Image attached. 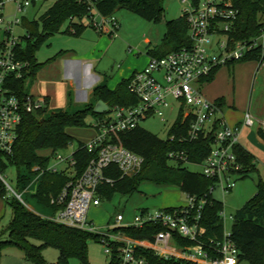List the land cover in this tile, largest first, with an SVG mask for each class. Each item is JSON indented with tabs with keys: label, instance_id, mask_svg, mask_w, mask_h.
Returning a JSON list of instances; mask_svg holds the SVG:
<instances>
[{
	"label": "built area",
	"instance_id": "2783aa9c",
	"mask_svg": "<svg viewBox=\"0 0 264 264\" xmlns=\"http://www.w3.org/2000/svg\"><path fill=\"white\" fill-rule=\"evenodd\" d=\"M48 0H0V151L12 155L17 138V128L23 113H36L48 106L47 98L25 91L20 97L8 85L10 77H30V63L17 56L18 46L28 33H16L22 27L25 12L31 6ZM88 14V24L98 33L116 36L119 22L114 13L102 14L96 7L100 0H77ZM182 15L188 26L190 44L162 56H150L147 63L135 70L128 78V91L138 98L135 104L108 107L105 117L93 124L95 135L84 148L91 154L83 171L75 176L74 151L64 155L61 151L51 152L44 166L34 165L32 170L39 176L45 171H61L72 168L74 173L54 196L50 203L58 207L49 219L78 229L98 234L104 243V252L110 257L116 245L118 264H149L143 251L149 250L161 258H174L190 264H239V251L231 238L230 231L223 230L221 241H204L205 226L201 223L206 199L187 195L184 205L171 209L151 211L143 208L131 222H124L122 213L116 214L115 222L107 223L108 230L102 232L88 218L91 206L101 202V190L113 186L118 179L131 176L141 170L144 158L127 149L120 142V134L135 128L139 122L152 115H163L166 108L172 109L170 98L183 107V118L190 116L187 140H194L200 133L212 132V141L206 157L200 163L202 174L215 180L222 190H230L242 170L235 146L242 126H252L256 121L264 127L249 110H246L240 125L229 124L221 108L214 100L205 97L199 83L205 82L222 65L240 59L245 52L257 46L260 38L252 43L235 40L232 27L237 17L233 0H181ZM8 3L12 11L6 12ZM71 17L69 22H82ZM77 20V21H74ZM70 23L69 30L74 32ZM263 45V44H262ZM174 136L171 135L170 138ZM169 158L186 159L184 151H171ZM65 163L64 167L60 164ZM120 172L119 178L112 173ZM6 196H15L23 201L21 194L6 183L0 170ZM215 186V187H216ZM224 218V211H220ZM146 225L161 227L150 237H132L119 230L121 227L142 228Z\"/></svg>",
	"mask_w": 264,
	"mask_h": 264
},
{
	"label": "trees",
	"instance_id": "16d2710c",
	"mask_svg": "<svg viewBox=\"0 0 264 264\" xmlns=\"http://www.w3.org/2000/svg\"><path fill=\"white\" fill-rule=\"evenodd\" d=\"M163 0H100L96 7L104 15L114 13L119 8L133 11L149 21H155L160 17ZM237 9V17L232 27L231 35L235 40L252 43L260 38L264 29V0H233ZM88 14L86 7L77 0H55L40 16L43 31H38V21L23 17L28 37H25L17 49V56L28 60L30 63V76L43 65L36 58L38 44L48 35L60 30L62 24L71 17L80 20ZM71 22H69L70 25ZM74 32L66 31L74 35H80L86 27L83 22L71 23ZM36 37V41L32 39ZM188 26L183 15L166 21V30L160 45L148 47L147 53L151 56H162L171 51L188 46ZM264 46L259 44L244 53V55L227 65L246 60H256L260 64L264 62ZM219 69V68H218ZM216 69L210 76L205 78L210 82ZM128 79L121 80L114 89H109L104 84H98L93 88L92 98L81 108L69 111L68 109H56L47 111L42 109L36 113H23L17 128V138L13 145L12 155H5L0 151V170L3 171L9 165L17 169L25 168L31 172L34 165L44 167L50 160V153L65 149L72 141V136L67 132L69 126L86 125L85 117L88 113L93 114L97 121L102 120L107 111L94 112L93 100H103L108 107L115 105H131L138 98L127 89ZM8 85L15 93L22 97L25 94V82L23 79L10 77ZM220 108L225 104L224 97L215 100ZM69 107L72 106V96L68 95ZM190 122V116L183 118V107L179 108L176 120L169 129L166 138L146 130L139 124L130 130L120 134V142L129 150L143 156L144 163L140 171L118 179L113 186L103 187L101 197L111 199L115 192L131 195L144 181L156 184L178 185L187 195L197 199H206L202 210L201 223L206 232L204 241L215 243L221 241L223 235V219L220 211L223 210V202L213 197L212 192L216 186L215 180L205 177L200 171L187 169L185 163L200 164L210 149L212 132L200 133L194 140H187L186 134ZM264 141V129L257 131ZM173 135V138L170 136ZM238 160L242 164L240 177H245L249 172L257 170L255 156L242 145L235 146ZM171 151H184L186 159L173 160L169 158ZM91 154L84 148V143L79 141L74 151L76 164L75 176L79 175ZM32 173V172H31ZM112 173L119 178L120 172L113 169ZM69 175L61 171L45 170L38 180V184L32 197L38 204L49 207L56 212L58 207L50 203V197L58 193L69 179ZM26 174L18 175V182L22 185L28 181ZM0 196L5 198L6 205L11 210V218L6 227L0 231V255L10 246L21 250L23 258L32 264H47L42 256L45 247L52 246L58 249V261L67 264L72 258L81 264H88V239H100L98 234L87 230L69 227L57 223L49 218L35 213L26 208L15 196H6V190L0 181ZM173 207H167L171 209ZM233 222L230 235L239 251V262L247 264H264V177L259 176L256 183V191L240 208L232 215ZM158 225H146L142 228L121 227L123 231L132 237H150L160 230ZM6 235V236H4ZM34 241H39L38 244ZM114 254L106 264H118L116 245H113ZM149 264H190L174 258H161L152 251H143Z\"/></svg>",
	"mask_w": 264,
	"mask_h": 264
},
{
	"label": "rangeland",
	"instance_id": "374dc122",
	"mask_svg": "<svg viewBox=\"0 0 264 264\" xmlns=\"http://www.w3.org/2000/svg\"><path fill=\"white\" fill-rule=\"evenodd\" d=\"M55 0H48L44 4L31 6L25 12L28 19H36L38 31L42 33L43 24L40 16L51 6ZM183 4L181 0H163L160 17L155 21H149L139 14L130 11L124 7L114 12L119 22L116 41L110 46L109 52L102 60V66L105 67L107 74H111L123 66V62L129 60L136 64L140 63L143 55L147 53L148 47L160 45L166 30V21L175 19L182 15ZM6 12L12 11V4L8 3ZM77 21V20H74ZM264 21V18H263ZM82 22L86 25L82 36L74 35L66 31L69 26V20H66L59 31L48 35L38 45L36 50L37 61L44 64L40 75L36 78L39 90L42 94L49 96L47 111L56 109L76 110L84 104L79 102L68 107L67 90L68 82L62 77L64 67V54L69 49L86 51L89 46L88 40L95 33V29L88 24V19L83 18ZM97 32V31H96ZM16 33L23 34L25 29L18 26ZM106 35V34H104ZM108 36V34L106 35ZM36 41V37L32 39ZM264 44V29L260 37V43ZM261 43V44H262ZM264 49V48H263ZM118 65H120L118 67ZM256 60H246L233 63L231 65H222L214 74L213 79L207 83H199L202 94L209 100H216L217 97H225L226 105L224 114L230 123L242 119L243 112L247 109L258 119L264 120V63ZM206 83V85H203ZM93 99V98H92ZM169 101L172 109L163 110V115H152L139 122V125L146 130L166 138L170 127L177 118L180 103L173 98ZM96 117L88 113L85 117L86 125L69 126L67 132L72 136V141L61 151L67 155L74 151L78 142H88L96 132L93 124ZM261 125L256 121L252 126H244L241 130L240 141L250 148L256 159L257 170L249 172L245 177H239L235 180L234 186L227 191L216 186L212 192L215 199L223 202V230L229 232L233 222L232 215L236 209L240 208L256 191V183L259 176L264 177V143L258 138V129ZM246 139H250L246 141ZM61 167L65 163L60 164ZM187 169L191 171H201L202 167L198 163H185ZM33 167V166H32ZM32 172V173H31ZM27 171L25 168L17 169L14 165H9L1 171L6 183L11 188L21 194L23 205L42 215L45 218L51 217L54 212L41 204H38L32 197L35 192L38 180L40 178L38 171ZM65 173L73 174L72 168H67ZM26 174L28 181L22 185L18 182V175ZM187 202V194L174 184H156L150 181L142 182L137 190L131 195L115 192L111 199L101 198L97 206H91L88 210V218L97 227L98 230L106 232L107 223L115 222L116 214L122 213L124 222H131L135 214L143 208L154 211L167 207H177ZM11 210L7 206L6 214L0 223V231L3 230L10 220ZM6 236V235H4ZM38 244L39 241H34ZM105 245L101 240L88 239V264H106L110 256L104 252ZM42 256L47 264H62L58 261L59 251L55 247L48 246L43 248ZM0 264H32L22 257L21 250L10 246L5 248L0 255ZM67 264H81L79 260L72 258ZM239 264H247L241 261Z\"/></svg>",
	"mask_w": 264,
	"mask_h": 264
},
{
	"label": "crops",
	"instance_id": "0c3cea01",
	"mask_svg": "<svg viewBox=\"0 0 264 264\" xmlns=\"http://www.w3.org/2000/svg\"><path fill=\"white\" fill-rule=\"evenodd\" d=\"M24 17L26 16L24 15ZM22 28L25 29L24 25L22 26ZM84 30L85 28L82 30L80 36H82ZM95 33L96 34H92V37L88 40L89 46H88V49H86V51L69 49L64 54L62 53V56H64L63 58L64 67L62 70V77L68 82L67 99L70 93L72 96V102L74 104L79 103V102L85 104L88 101H90L92 98L93 88L98 84H104L109 89H114L121 80L128 79L129 76L132 74V72H134L137 69L142 68L147 63L149 57L151 56L150 54L146 53L145 55H143V58L140 60V63L136 65L133 62H129V60L124 61L123 66L121 68H119L118 70L114 71L111 74H107L104 69L105 67L102 66V60L109 52L110 46H112L114 42L116 41L115 40L116 37H118L119 35L106 36L107 34L104 35L96 31ZM263 63H261L259 67ZM119 66L120 65H118V67ZM43 68H44V64L41 65V67L32 76L29 77V79L26 81V84H25V91L32 93L34 95L44 96L47 98V101L49 103V96L44 95L40 92L38 81L36 80L38 75H40V73L42 72ZM203 85H206V83H204ZM224 100H225V104L221 108V111L223 113L224 118L226 119V114H224L223 112L224 107L226 105L225 97H224ZM93 102L95 105L97 100L95 99L93 100ZM67 104L69 105V103ZM243 115H244V112H243ZM242 119L237 120V121H231L230 123L227 121V119L226 121L231 125H240ZM258 120L264 121L263 119H258ZM258 123L260 124V122ZM243 127L244 126H242V128ZM261 128L264 129L262 125H261ZM241 130H240V133H241ZM240 133L238 136L239 145H242L244 148L250 151V148L240 141V135H241ZM258 138L260 139V141L264 143L263 139H261L259 135H258ZM248 140L250 139H246V141ZM254 161L256 164V159H254ZM239 177L240 175L237 177V179ZM6 210H7V205L5 203V198L0 196V223L2 221V218L6 214ZM10 218H11V215H10ZM22 257H23V254H22Z\"/></svg>",
	"mask_w": 264,
	"mask_h": 264
},
{
	"label": "water",
	"instance_id": "95a60500",
	"mask_svg": "<svg viewBox=\"0 0 264 264\" xmlns=\"http://www.w3.org/2000/svg\"><path fill=\"white\" fill-rule=\"evenodd\" d=\"M106 109H107V104L101 99L97 100L93 108L94 112L96 113H103L106 111Z\"/></svg>",
	"mask_w": 264,
	"mask_h": 264
}]
</instances>
